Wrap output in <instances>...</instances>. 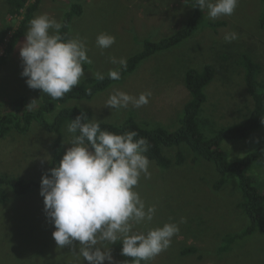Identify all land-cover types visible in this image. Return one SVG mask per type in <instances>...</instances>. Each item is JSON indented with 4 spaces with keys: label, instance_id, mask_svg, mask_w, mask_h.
Returning a JSON list of instances; mask_svg holds the SVG:
<instances>
[{
    "label": "rangeland",
    "instance_id": "rangeland-1",
    "mask_svg": "<svg viewBox=\"0 0 264 264\" xmlns=\"http://www.w3.org/2000/svg\"><path fill=\"white\" fill-rule=\"evenodd\" d=\"M5 2L0 0V32L6 20L18 27L23 18L7 16ZM75 4L83 10L70 17L69 33L71 37L86 38L87 55L92 62L88 64L81 83L73 89H85L96 79V73L106 74L118 67L110 62V57L128 59L144 49L145 41L158 42L182 26L186 27L192 15V7L181 0H42L32 18L47 13L63 22L71 5ZM261 16H264L262 0H240L231 16L211 20L205 15L207 20H224L226 24L217 30H200L178 45L155 52L120 82L97 92L91 99H72L59 104L55 111L46 115V119L53 123L62 109L78 107L91 111L92 120L119 125L134 117L150 128L162 126L175 131L181 125L185 104L190 99L184 82L186 71L211 65L215 68V78L206 88L208 98L202 112L205 133L209 137L224 127L240 123L253 108L244 80L245 70L242 63H238L240 56L247 53L259 62L264 77ZM232 31L237 32L239 38L231 43L225 42V33ZM103 32L116 38V42L105 50L96 46V37ZM25 39L24 34L7 63L0 66L1 114L12 111L20 96L27 98L20 106L23 111L37 109L43 100L42 91L29 88L27 78L21 76L20 48ZM116 91L137 97L150 91L152 95L147 105L136 108L130 104L117 110L106 106L110 95ZM34 99L37 100L35 106L28 107ZM40 124L34 122L27 132L12 130L0 139V174L42 180L52 161V147L58 134L56 129L49 131ZM67 126L60 128L65 151L72 146ZM263 136L264 125L253 139L224 140L222 148L229 160L234 161L261 146L258 142ZM178 149L179 146L165 147L163 152L175 159ZM186 154L181 165L175 163L161 167L150 160L151 179L141 178L138 191L147 204H156L157 213L151 223L136 226L137 231L147 232L168 222L179 223L181 217L187 219V223L179 225L180 232L173 237L171 247L148 264H264V234L260 230L238 239L232 250L219 251L226 234L246 230L251 220L240 207L243 199L237 180L231 176L225 187L214 189L220 177L216 165L203 158L196 160L190 151ZM263 168L254 165L250 172L256 171L264 178ZM40 191L38 188L19 198L7 189L11 199L0 203V264H88L78 255L79 242L63 248L56 244L52 235L55 227L44 211ZM121 244L107 245L112 247L118 264L125 262ZM190 246L198 251L182 254L183 249Z\"/></svg>",
    "mask_w": 264,
    "mask_h": 264
},
{
    "label": "clouds",
    "instance_id": "clouds-1",
    "mask_svg": "<svg viewBox=\"0 0 264 264\" xmlns=\"http://www.w3.org/2000/svg\"><path fill=\"white\" fill-rule=\"evenodd\" d=\"M34 0H31L33 2ZM240 0H195L209 19L231 16ZM62 21L47 13L32 18L20 48L26 84L39 89L53 100L62 99L85 76L83 65L92 61L87 55L86 38L61 34ZM239 38L235 31L225 33L224 40L231 43ZM116 42L107 32L96 37V46L105 50ZM112 64L123 68L127 60L110 57ZM108 77L120 79V72L110 70ZM103 80L104 75L96 73ZM152 93L138 97L124 91L110 95L106 106L111 109L127 108L130 104L140 108L149 103ZM32 100L28 107H34ZM72 145L59 164L50 169L41 180L40 195L44 198V211L54 224L52 233L58 247L74 246L79 242L78 255L88 264H118L112 247L122 242L121 255L133 258L134 264H148L171 247L173 237L180 232L179 223L168 222L150 228L147 232L136 226L151 223L157 213L156 204H147L138 187L141 178L151 179V161L146 155L151 145L137 131L122 134L102 130L97 120L81 113L67 126ZM75 252V249H74ZM126 264V262H124Z\"/></svg>",
    "mask_w": 264,
    "mask_h": 264
},
{
    "label": "trees",
    "instance_id": "trees-1",
    "mask_svg": "<svg viewBox=\"0 0 264 264\" xmlns=\"http://www.w3.org/2000/svg\"><path fill=\"white\" fill-rule=\"evenodd\" d=\"M42 0H6L4 8L7 16L11 15L13 19L20 20L18 27H14L12 22L6 20L2 32H0V50H3L0 55V66L6 64L8 58L13 53L17 43L25 34L28 23L33 17L36 10L39 8ZM184 4L192 7V15L186 27L176 30L167 35L158 42L150 40L145 41V47L142 51L131 55L127 60L126 68L120 65L113 70L120 72V79L113 80L108 77V73L103 74L104 79H95L91 85L85 89H73L65 94L62 99L53 100L46 94H43V100L40 107L37 109H25L23 106L26 97L20 96L15 101V108L12 111L0 113V139L5 137L12 130L17 132H27L34 122H38L42 128L56 129L58 137L55 139L52 147V161L49 168H46L44 175H50V169L57 166L63 155L66 153L63 138L60 128L65 124L69 125L81 113H85L89 119H93V113L78 107L64 108L55 117L53 123L46 119V115L55 111L60 104H64L72 99H91L97 92L105 90L116 82H120L127 74L133 73L138 66L155 52L178 45L185 39L195 35V33L206 28L217 30L218 27L226 24V21H211L207 20L204 11H201L198 6L195 7V0H181ZM263 4H264V0ZM82 7L78 4L71 5L67 16L63 20L65 25L61 29V34L66 38H71L69 33V25L71 16L82 12ZM261 22L264 26V16H261ZM238 63H242L245 70L244 80L247 87V92L253 100V108L245 115L242 122L236 123L229 127H224L212 136H207L204 130L202 119L203 105L207 101L206 88L215 78V68L211 65H206L203 68H189L184 77L185 85L190 93V99L185 104L184 116L181 120L180 127L175 131H169L165 127L155 126L148 127L135 120L134 117L128 118L123 124H114L110 122L98 121L102 130H108L117 134H122L127 131H137L139 136L146 137L151 145V148L146 155L150 160H154L161 167H169L172 164L181 165L186 160V152H192L195 159L203 158L213 162L220 175L219 179L214 184V189L221 190L225 187L229 178L233 176L238 182V190L242 195L240 207L251 220V225L246 230L241 232H232L224 236L219 251L226 253L232 250L235 242L260 230L264 234V178L258 176L256 171L250 172L254 165L264 164V136L258 142V148L247 153L242 158L231 161L228 154L222 148L224 140L237 139H253L264 125V77L262 65L253 60V58L245 53L240 56ZM86 71L89 67L88 63L83 65ZM256 141V140H255ZM179 146L175 159L164 154L165 147ZM188 155H190L188 153ZM264 169V168H263ZM41 188V180H25L21 177H11L0 174V203L9 202L7 189H10L16 197H25L32 191ZM32 222V221H30ZM122 248V244H121ZM198 249L194 246L183 249L182 254L187 255L197 252ZM131 257L125 256L126 264H134ZM82 264V263H81ZM142 264V261L140 262Z\"/></svg>",
    "mask_w": 264,
    "mask_h": 264
},
{
    "label": "bare ground",
    "instance_id": "bare-ground-1",
    "mask_svg": "<svg viewBox=\"0 0 264 264\" xmlns=\"http://www.w3.org/2000/svg\"><path fill=\"white\" fill-rule=\"evenodd\" d=\"M64 144V143H63Z\"/></svg>",
    "mask_w": 264,
    "mask_h": 264
}]
</instances>
